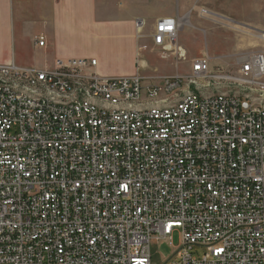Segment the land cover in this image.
Masks as SVG:
<instances>
[{"label":"built area","instance_id":"1","mask_svg":"<svg viewBox=\"0 0 264 264\" xmlns=\"http://www.w3.org/2000/svg\"><path fill=\"white\" fill-rule=\"evenodd\" d=\"M179 28L156 21L160 53ZM238 63L243 94L179 95L176 75L145 98L138 71L103 77L94 58L0 65V264H157L175 231L160 264H264V50Z\"/></svg>","mask_w":264,"mask_h":264},{"label":"rangeland","instance_id":"2","mask_svg":"<svg viewBox=\"0 0 264 264\" xmlns=\"http://www.w3.org/2000/svg\"><path fill=\"white\" fill-rule=\"evenodd\" d=\"M111 1L107 0V3L112 4ZM120 1L115 0L117 5ZM125 5L129 6L130 12L150 18L147 19L148 23L156 14L167 10L181 18L183 23L176 37V46H180V49L166 48L164 55L159 49L150 54L139 51L135 55L139 66L136 71L144 78L142 98H145L147 86L151 87L165 77L176 75L188 77L178 90L179 95L184 89L189 87L193 90L195 86L200 87L204 94L244 93L247 86L236 79L239 75L238 59L264 50V40L260 37L264 32V0H125ZM148 23L139 22L142 29L138 32V39L148 33ZM31 32L32 36L29 37L19 31L14 42L0 41V48H20L23 67H51L52 56L32 39L39 35L47 37L49 29L38 20L31 26ZM88 46H91V41ZM204 56L209 59L208 74L196 78L194 84H189L193 60ZM111 57L105 65L107 70L124 72L132 69L134 60L129 62L131 55L113 54ZM173 94L174 91L161 95L172 98ZM172 237L173 245L152 243L153 262L160 264L173 254L175 246L179 244V233L175 231Z\"/></svg>","mask_w":264,"mask_h":264},{"label":"crops","instance_id":"3","mask_svg":"<svg viewBox=\"0 0 264 264\" xmlns=\"http://www.w3.org/2000/svg\"><path fill=\"white\" fill-rule=\"evenodd\" d=\"M111 3L107 0H0V41L14 42L19 31L31 37V26L39 20L49 29V35L32 39L36 44L39 37L44 38L39 47L52 56L53 65L58 58H94L97 60L95 71L100 76L133 75L139 69L135 58L139 51L148 54L158 51L152 40L156 21L177 15L167 10L156 14L148 23L150 18L130 12L125 0L118 5L115 0ZM140 21L148 23L149 30L138 39L142 29ZM89 41L91 46H88ZM113 54L131 55L132 69L107 70L105 65ZM23 62L20 48H0V65L12 63L23 67Z\"/></svg>","mask_w":264,"mask_h":264},{"label":"bare ground","instance_id":"4","mask_svg":"<svg viewBox=\"0 0 264 264\" xmlns=\"http://www.w3.org/2000/svg\"><path fill=\"white\" fill-rule=\"evenodd\" d=\"M178 20H179V23H180V26H181V25L183 24L182 21H181L182 19H181V18H178ZM260 37H261V39H262V38L264 39V35H260ZM178 49H180V48L178 47L177 50H178Z\"/></svg>","mask_w":264,"mask_h":264}]
</instances>
